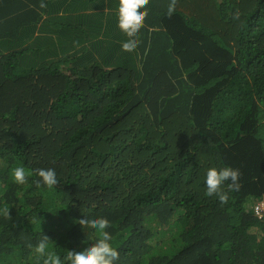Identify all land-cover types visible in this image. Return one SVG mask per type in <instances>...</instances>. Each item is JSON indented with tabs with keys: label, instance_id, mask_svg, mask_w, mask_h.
Returning a JSON list of instances; mask_svg holds the SVG:
<instances>
[{
	"label": "trees",
	"instance_id": "trees-1",
	"mask_svg": "<svg viewBox=\"0 0 264 264\" xmlns=\"http://www.w3.org/2000/svg\"><path fill=\"white\" fill-rule=\"evenodd\" d=\"M118 5L0 0V264L94 244L82 216L109 221L114 264H264V0H148L130 51Z\"/></svg>",
	"mask_w": 264,
	"mask_h": 264
},
{
	"label": "clouds",
	"instance_id": "clouds-1",
	"mask_svg": "<svg viewBox=\"0 0 264 264\" xmlns=\"http://www.w3.org/2000/svg\"><path fill=\"white\" fill-rule=\"evenodd\" d=\"M147 3L148 0H119L118 27L129 37L121 45L124 50H134L139 43L135 37L142 28L147 15V10L142 8ZM40 7H45L43 2ZM35 174L39 177V180L36 181L38 185L52 188L58 183L54 169L41 168L36 170ZM30 175L32 173L23 166H17L12 169L11 173L12 181L21 185L26 183ZM239 175L238 169L227 166L219 169L209 168L205 174L207 195L212 196L215 194L221 201H226L227 193L221 192V186L226 181H231L229 186L238 189ZM0 215L7 217L9 215L8 207L0 208ZM254 216L258 220H262L264 217V200L254 205ZM77 223L83 228H93L99 237L96 242L83 249H68L66 255L62 257L50 243V239L43 236L34 248L37 264H40L41 261L42 264H114V261L119 257V253L110 242L112 239L110 233L106 231L109 221L102 217L82 216Z\"/></svg>",
	"mask_w": 264,
	"mask_h": 264
},
{
	"label": "built area",
	"instance_id": "built-area-1",
	"mask_svg": "<svg viewBox=\"0 0 264 264\" xmlns=\"http://www.w3.org/2000/svg\"><path fill=\"white\" fill-rule=\"evenodd\" d=\"M259 211V210H258Z\"/></svg>",
	"mask_w": 264,
	"mask_h": 264
}]
</instances>
